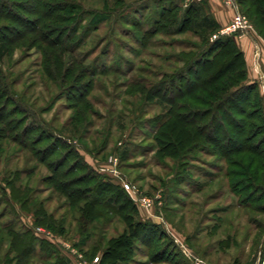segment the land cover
<instances>
[{"label":"rangeland","instance_id":"374dc122","mask_svg":"<svg viewBox=\"0 0 264 264\" xmlns=\"http://www.w3.org/2000/svg\"><path fill=\"white\" fill-rule=\"evenodd\" d=\"M10 2L5 11L14 12L19 20L23 18L21 23L29 24L30 31L38 28L41 35L46 34L43 26L48 24L53 41L59 45H48V50L40 43L43 47L37 44L32 48L30 43L39 42L40 33L31 35L21 23L0 21V39H14L15 34L26 36L14 47L0 44V84L6 82L10 87L14 83L18 108L32 111L34 126L42 124L44 130L61 140L56 141L57 152L69 154L62 170L70 164L82 166L81 159L95 172L97 180L126 182L154 203L148 213L132 200L138 212L135 220L152 223L157 231L154 236L148 233L142 237L145 244L135 241L133 257L125 264H193L194 258L206 264L257 263L259 250L264 253V214L241 204L247 199L256 201L257 187L253 185V191L236 195L246 188V180L233 179L241 185L232 191L224 176L225 164L217 149L208 143L179 159L158 157L153 139L159 126L157 117L166 113L169 106L148 94V89L165 83V76L184 68L182 55L192 47L228 38L242 53L247 82L257 85L251 101L253 112L258 111L264 103V76L259 72V64L264 68V39L247 15L241 13L251 27L248 48L242 41L241 29L222 33L235 15L225 0H220V11L228 18L226 25L217 22L207 0H50L44 2L51 5L47 12H58L72 2L76 16L56 13L61 22L45 21L41 26V19L35 14L40 11L39 0ZM170 4L178 6L177 17L163 34L162 25L154 22L159 20L162 8ZM189 8L194 10L193 20L184 24ZM152 27L158 28V33L144 36ZM41 48L49 55L46 63L44 53L38 50ZM55 59L61 60V67L54 64ZM58 71L67 79L64 87L46 76L58 75ZM79 74L82 79L71 83ZM11 108L0 107V117ZM29 116L26 125L32 124ZM253 124L259 129L253 142H263L264 151V129L258 122ZM37 133L34 130L33 137L26 141L33 152L49 145V141H44L34 146L31 139ZM4 136L0 137V264H15V255H6L8 236L1 229L4 225L18 230L29 228L36 245L46 243V251L37 247L29 264H99L109 239L122 232L123 224L116 218L111 223L95 221L86 226L82 235L77 211L51 189L50 171L34 159L30 149L13 144V133ZM20 137L23 139L21 134ZM66 144L70 148L63 149ZM110 159H116V163ZM53 160L54 157L46 162ZM86 170L75 174H86ZM111 170H116L118 176ZM15 171L24 172L17 186H30L33 197L43 202L46 211L53 213L55 220L63 219L62 234L36 226L31 209L29 213L21 209L20 203L9 200V186L3 180L12 178ZM250 195L254 197L250 199ZM260 204H264V199ZM259 226L261 229L256 228ZM95 258L99 261L94 262Z\"/></svg>","mask_w":264,"mask_h":264},{"label":"trees","instance_id":"16d2710c","mask_svg":"<svg viewBox=\"0 0 264 264\" xmlns=\"http://www.w3.org/2000/svg\"><path fill=\"white\" fill-rule=\"evenodd\" d=\"M45 1L50 0H39L40 11L35 13L41 19L40 26L45 21L61 22V18L58 17L59 13L67 12L72 17L76 16L72 2L71 5H64L58 12L52 9L47 12V6L51 5L49 6L48 2L44 3ZM235 3L239 12L247 15L257 34L264 39V0H235ZM8 5H11L10 0H0V21L12 22L15 25L21 23L23 18L20 17L19 20L14 12L5 11ZM177 7L172 4L166 8L163 7L159 20L154 22L155 25H162L160 27L165 31L163 34L167 33L168 29L175 24ZM43 8H46L45 12ZM193 16L194 10L189 8L187 10L188 19L184 21V24H190ZM21 25L27 28L29 26L27 23H21ZM43 28L46 30V34L42 32V35L38 28L29 30L28 33L31 35L40 33L39 37H41L35 38H39V42H31L30 47L36 48V45L40 43L46 45L47 49L50 48L48 45H59L53 41L52 34L49 33L51 28L48 24ZM155 28L146 30L144 36L157 34L158 28ZM14 37V39L2 37L0 44L6 48L14 47L26 39V36H21V34H15ZM38 50L42 54L44 53L46 63L49 55L44 52L43 48ZM182 57L183 69H175L165 76L164 84L162 82L159 87L148 89L149 96L169 106L166 113L157 117L159 126L153 136L156 143V155L160 158L179 159L186 153L205 147V143L211 144L217 149V153L220 155L219 159L225 164L224 176L229 179L232 191L241 185V182L232 181L233 179L240 177L241 180H246V188L238 190L236 195L239 196L243 191H253V185L257 187L254 191L256 195L258 194L255 198L256 201H248V199L242 201V207L264 214V204L258 205L264 199V151L261 150L263 142H253V139L259 135V129L253 123H260L264 129V103L262 107H258V111L253 112L251 99L257 91V85L246 80L245 61L241 51L232 40L222 38L211 43L207 42L201 47H192ZM54 64L61 67V60L55 59ZM60 75L62 74L59 72L58 75L46 76L50 81L62 85L67 79ZM81 77V74L77 75L71 83L79 81L82 79ZM14 86V83L10 87L6 85V82L0 84V101H2L0 107H12L3 114L5 119L0 117V127L4 129L0 131V137L13 133L11 138L13 144H18L28 151L31 147L26 141L29 136L33 137L34 130H38L37 135L31 139L33 145L41 144L44 141H49V145L36 152L31 149L29 151L40 165L50 171L51 177L48 180L52 183L51 189L67 200L70 209L77 211L78 221L81 223L80 228L84 230L81 231V234L83 235V232L86 231L88 224L95 221L111 223L116 218L124 226L121 233L109 239L108 248L104 251L99 264L127 263L133 257L135 241L143 243L145 240H142V237L148 233L154 236L157 227L152 223L135 220L134 216L138 215L136 205L120 183L112 184L105 178L97 180L95 172L83 160L79 159L82 164L80 167L70 164L62 170L61 166L68 161L69 154L61 155L57 152L56 141L61 142V140L50 131L44 130L42 124L34 126L35 119L32 111L30 112L26 107L18 108L16 100L18 94L12 89ZM262 112L263 116L260 117ZM17 115L26 117L16 119ZM28 115H30L32 124L26 125ZM24 124L26 126H23ZM20 129L21 132H19ZM20 134L23 139H19L21 138ZM65 148L70 147L66 144L63 149ZM53 157L55 160L52 163L46 162L47 159ZM77 163H79L78 160ZM85 170L86 174H75L76 171ZM23 173V171L19 173L15 171L12 178L3 180L9 186V200L20 203L22 210L29 212L31 209L36 226L43 225L62 234L65 231L63 219L55 220L53 213L49 214L46 211L43 202L33 197V189L30 186L22 187L21 184L17 186L20 175ZM30 173L27 172V175ZM253 197L250 195L249 198ZM256 228L261 229L260 226ZM1 229L8 236L6 255L14 254L12 262L15 264H29L28 260L35 257L37 247L40 251H46V243L40 242L39 245H36L33 242L35 241L34 234L29 228L18 230L4 225ZM84 242L85 240H82V243ZM6 263L3 261L2 264Z\"/></svg>","mask_w":264,"mask_h":264},{"label":"built area","instance_id":"2783aa9c","mask_svg":"<svg viewBox=\"0 0 264 264\" xmlns=\"http://www.w3.org/2000/svg\"><path fill=\"white\" fill-rule=\"evenodd\" d=\"M227 5H230L233 7V9L235 10V15H234V21L232 22L231 25H229L228 27H226L222 33H226V31H235L238 29H241L242 32L244 34H250V31L248 29L251 30V27L249 25V23L247 22L246 18L241 15V13L239 12V10L237 9L236 5L234 4V2L232 0H225ZM114 160V161H113ZM110 161H113L116 163V159H110ZM114 163V164H115ZM111 172L115 175H117L116 170H111ZM120 185L123 187V189L127 192V194L129 195L130 199L137 202L140 204V206L146 210L148 213L151 212L152 207H154V203L150 198H147L145 196H141L137 190V188H135V186L130 185L126 182H121ZM40 229V228H38ZM94 262H98V258H95ZM193 264H206L205 262H203L202 260L198 259V258H194L192 260ZM79 264H84L83 262H79ZM261 264H264V260L261 261Z\"/></svg>","mask_w":264,"mask_h":264},{"label":"crops","instance_id":"0c3cea01","mask_svg":"<svg viewBox=\"0 0 264 264\" xmlns=\"http://www.w3.org/2000/svg\"><path fill=\"white\" fill-rule=\"evenodd\" d=\"M207 2L209 3V5H211L212 9H213V15L215 17V19L217 20V22H219L221 25H226L228 23V18L220 11V0H207ZM246 41V47L248 48L251 42V37L248 34H244V37L242 38V41ZM241 41V42H242ZM257 54L260 56V52H257ZM264 68H262L261 64H259V72L260 75L264 76ZM261 249V248H260ZM264 253L259 250L258 255H257V263L255 264H261V261L264 260Z\"/></svg>","mask_w":264,"mask_h":264}]
</instances>
